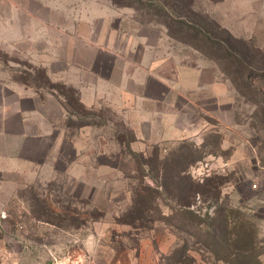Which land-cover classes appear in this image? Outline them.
I'll list each match as a JSON object with an SVG mask.
<instances>
[{"label": "rangeland", "instance_id": "obj_1", "mask_svg": "<svg viewBox=\"0 0 264 264\" xmlns=\"http://www.w3.org/2000/svg\"><path fill=\"white\" fill-rule=\"evenodd\" d=\"M107 7L130 9L134 29L113 21L104 31L106 19L96 18L90 34L133 61L128 73L149 58L168 78L200 70L191 93L150 81L152 95L163 90L155 127L153 104L115 92L84 110L62 107L63 93L78 94L68 83L79 76L72 62L111 74L104 53L87 61L93 51L76 47L81 16ZM14 24L25 41L14 38ZM0 80L41 87L44 97L27 151L9 139L13 159L0 168V264H168L182 244L177 264L255 263L233 253L219 260L196 226L172 217L189 176L218 178L217 203L254 225L264 264V0H0ZM126 83L137 91L135 80ZM192 201L200 217L215 207L199 193Z\"/></svg>", "mask_w": 264, "mask_h": 264}, {"label": "crops", "instance_id": "obj_2", "mask_svg": "<svg viewBox=\"0 0 264 264\" xmlns=\"http://www.w3.org/2000/svg\"><path fill=\"white\" fill-rule=\"evenodd\" d=\"M126 12H131V10L128 9L124 11L107 7L104 10H99L96 15H92V11H86L85 14L81 16L80 22L84 25H82L83 29L81 30L83 34L79 35L80 39L77 38L76 42L78 44L76 47H84L88 52L93 51L88 55L89 60L87 61L93 62V60H95L94 57L96 58V54L104 53L105 63L108 64V59L111 60L109 68L111 74L103 75L92 67V63L83 64L72 62L71 67L74 68L77 74L79 73V76L68 83L77 89L80 102L88 108L96 106L101 98L108 96L109 92H115L123 97H138L139 100L148 101L150 104H153V107L148 109V121L151 127H155V122L158 118L159 121L164 119L162 112L156 107L162 103L163 90L159 91V98L156 96L157 94L152 95L150 92V81L156 80L162 85L164 84L163 87L165 86V92L167 90L166 85H168V89L171 86L169 89L170 91L177 85V90L179 92L191 93L199 88L200 70L180 68L177 70L178 72L176 71L177 73L175 72V78H168V76H164L160 70L156 69L157 66L155 67V65L158 61L149 58L145 70L143 69V71H141L140 64L144 63V61H141L137 62L138 67L135 69L136 75H134L133 72L128 73L126 65L133 64V61H128L125 55L110 50L113 45H110L108 41H96L90 34L92 31V24L96 18L106 19L104 21L105 24H103L104 31H109L111 29L113 21L117 22L118 25L116 27L118 29L122 27V29L125 30L127 26H133L135 24L134 20L131 18V15H125ZM106 15L107 17L105 18ZM21 25L20 29L17 24L13 25V31L17 36L14 38L16 40L25 41V39L28 38L25 37L27 32L23 35ZM80 26L81 25H79L77 29H80ZM57 31L60 32L59 29H57ZM79 33L81 32L79 31ZM137 61H140V58H138ZM116 71L118 75L112 76V73ZM129 79L135 80V84H137L138 87L137 91L133 92L127 87L126 82ZM42 91L43 89L41 87L32 88L20 83H6L0 80V168L7 167L4 161L13 159V147L10 144L14 136L21 139L16 150L22 151L23 149V151H27V149L22 146L34 136V134H30L28 131L29 121L35 116L33 114H36V123L37 126H39L37 116L40 115L42 119L44 117V97ZM28 102H35L36 104L34 107H29ZM58 105L61 106L60 103H58ZM41 124L42 123H40V125ZM159 138L154 137L153 142H159ZM262 169H264V166H262Z\"/></svg>", "mask_w": 264, "mask_h": 264}, {"label": "trees", "instance_id": "obj_3", "mask_svg": "<svg viewBox=\"0 0 264 264\" xmlns=\"http://www.w3.org/2000/svg\"><path fill=\"white\" fill-rule=\"evenodd\" d=\"M251 61L242 63L247 69H251V66H255ZM251 76V75H248ZM75 94V95H74ZM64 103L62 107L67 111V114L72 113L68 109L72 110H84L85 106L80 102L77 93L70 96L63 93ZM190 160L186 162L188 164ZM180 177V175H179ZM187 185L186 193L182 199H179L176 205L170 206V210L177 222L180 221L182 227L193 225L198 228V235H200V241L205 248L210 252H214L216 258L223 262L229 261L232 253L236 256H242L243 258L251 256L255 263L249 261H242L240 264H261L258 259V242H257V230L254 225L245 217V215L239 210L233 209L226 205L217 203L219 199L218 194V178L206 177L203 178L204 182H194L189 177H184ZM163 186V183L160 185ZM199 193L203 196V199H210L215 207L211 213H205L203 217H200L198 208L193 207L195 204L192 201L193 197ZM216 203V204H215ZM235 251L230 250V246L235 245ZM187 246L182 244L180 248L174 249L168 257L165 259L168 264H177L181 261V257L186 255ZM217 250L226 252V256H220ZM226 250V251H225Z\"/></svg>", "mask_w": 264, "mask_h": 264}, {"label": "built area", "instance_id": "obj_4", "mask_svg": "<svg viewBox=\"0 0 264 264\" xmlns=\"http://www.w3.org/2000/svg\"><path fill=\"white\" fill-rule=\"evenodd\" d=\"M253 186H255V185H253Z\"/></svg>", "mask_w": 264, "mask_h": 264}]
</instances>
